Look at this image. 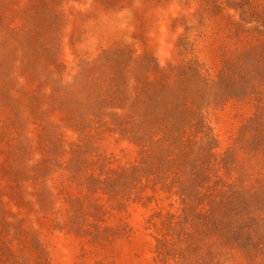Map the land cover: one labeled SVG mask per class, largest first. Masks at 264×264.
<instances>
[{
    "label": "rangeland",
    "instance_id": "1",
    "mask_svg": "<svg viewBox=\"0 0 264 264\" xmlns=\"http://www.w3.org/2000/svg\"><path fill=\"white\" fill-rule=\"evenodd\" d=\"M0 264H264V0H0Z\"/></svg>",
    "mask_w": 264,
    "mask_h": 264
}]
</instances>
